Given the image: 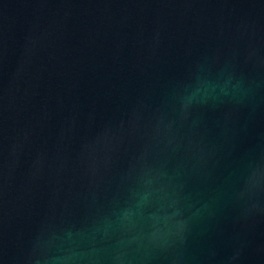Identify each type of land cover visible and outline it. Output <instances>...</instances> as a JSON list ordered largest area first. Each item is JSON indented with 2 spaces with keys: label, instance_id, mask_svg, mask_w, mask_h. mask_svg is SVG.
<instances>
[{
  "label": "water",
  "instance_id": "obj_1",
  "mask_svg": "<svg viewBox=\"0 0 264 264\" xmlns=\"http://www.w3.org/2000/svg\"><path fill=\"white\" fill-rule=\"evenodd\" d=\"M0 264H264V0H0Z\"/></svg>",
  "mask_w": 264,
  "mask_h": 264
}]
</instances>
